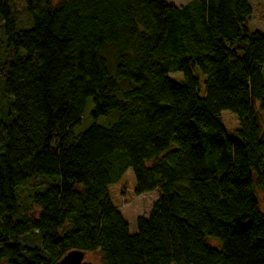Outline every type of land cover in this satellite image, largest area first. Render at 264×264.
Instances as JSON below:
<instances>
[{
  "label": "trees",
  "instance_id": "trees-1",
  "mask_svg": "<svg viewBox=\"0 0 264 264\" xmlns=\"http://www.w3.org/2000/svg\"><path fill=\"white\" fill-rule=\"evenodd\" d=\"M13 1L0 0V264L73 251L101 264H264V32H248V1L25 0L24 30ZM88 99L107 124L74 135ZM126 168L135 196L160 193L132 234L108 196ZM40 177L57 180L36 188Z\"/></svg>",
  "mask_w": 264,
  "mask_h": 264
},
{
  "label": "rangeland",
  "instance_id": "rangeland-1",
  "mask_svg": "<svg viewBox=\"0 0 264 264\" xmlns=\"http://www.w3.org/2000/svg\"><path fill=\"white\" fill-rule=\"evenodd\" d=\"M62 0H52V4L56 5L60 3ZM169 5L174 7H180L191 0H166ZM248 4L251 8V15L248 18L246 23V28L249 33L253 32H264V0H247ZM11 12L13 14L14 22L16 30H24L29 29L32 25L31 17L27 14L25 9V0H14L10 5ZM19 54H23L22 51ZM10 59V50L7 47L6 36L3 31L2 20L0 19V66L7 62ZM264 70V68H263ZM168 78L176 83H180L182 80V76L179 73H171L168 75ZM1 90V89H0ZM3 90V84H2ZM3 94V91H2ZM0 91V120L3 119L5 112L7 111L8 102L5 98H3ZM92 110L91 100L88 99L85 102V107L83 110V114L78 126L73 129V134L78 135L85 131L92 124H97L99 126H106V120L100 118L96 121H93L90 117V112ZM219 124L223 129L225 135L228 138H236L235 132L238 130V121L237 118L228 111H224L219 116ZM39 179H43L44 181L38 180L35 181L34 184L36 188H45L47 189L52 185L53 180H57L56 178H47L40 177ZM49 182V184L47 182ZM21 188H17V202L19 205H26V199L23 198L25 194L29 191L30 186L26 187L21 191V196H19V190ZM43 189V190H45ZM135 189V180L130 168H126L119 180L108 186V196L114 207L117 208L119 213L122 216V219L127 223L128 230L132 234L135 232V220L138 217L146 218L149 214L150 208L152 204L158 199L159 191H153L150 193L143 194L141 196L134 195ZM43 190H32L29 194L35 191H43ZM257 198L260 204V211L263 213L264 207L261 203L262 195L257 192ZM30 198L27 199L29 202ZM31 212H36L35 210H31ZM30 240L32 243H35L36 239L33 235L30 236ZM207 244L215 249H219V242L213 239H207ZM83 264H101L100 257L98 253H87L84 254V258L82 261Z\"/></svg>",
  "mask_w": 264,
  "mask_h": 264
},
{
  "label": "water",
  "instance_id": "water-1",
  "mask_svg": "<svg viewBox=\"0 0 264 264\" xmlns=\"http://www.w3.org/2000/svg\"><path fill=\"white\" fill-rule=\"evenodd\" d=\"M84 258V254L81 252L73 251L68 253L60 264H81Z\"/></svg>",
  "mask_w": 264,
  "mask_h": 264
}]
</instances>
